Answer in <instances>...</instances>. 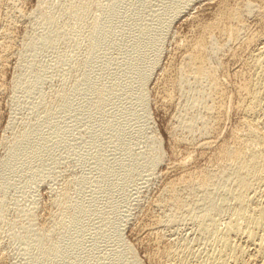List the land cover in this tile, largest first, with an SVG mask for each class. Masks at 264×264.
<instances>
[{
	"label": "rangeland",
	"instance_id": "1",
	"mask_svg": "<svg viewBox=\"0 0 264 264\" xmlns=\"http://www.w3.org/2000/svg\"><path fill=\"white\" fill-rule=\"evenodd\" d=\"M263 29L264 0H0V162L13 160L0 167V264H208L238 218L220 156L247 125L264 129V83L253 115L243 92L264 78ZM178 196L192 215L173 212Z\"/></svg>",
	"mask_w": 264,
	"mask_h": 264
},
{
	"label": "bare ground",
	"instance_id": "2",
	"mask_svg": "<svg viewBox=\"0 0 264 264\" xmlns=\"http://www.w3.org/2000/svg\"><path fill=\"white\" fill-rule=\"evenodd\" d=\"M247 4V3H246ZM250 3H248L249 5ZM187 5V4H186ZM185 5V6H186ZM184 6V8H185ZM255 8V7H254ZM186 9V8H185ZM252 13V12H251ZM232 17V15H231ZM236 18V17H235ZM224 19V18H223ZM228 19V18H227ZM213 26V25H212ZM242 27V26H241ZM210 28V27H209ZM211 29V28H210ZM209 29V30H210ZM213 29V28H212ZM211 29V30H212ZM239 29V28H238ZM210 30V31H211ZM264 30V29H263ZM208 31V30H207ZM206 31V32H207ZM213 31V30H212ZM214 31H216V28H214ZM213 31V32H214ZM220 32V31H219ZM208 33V32H207ZM212 33V32H211ZM201 34V33H200ZM222 34V33H220ZM106 36V35H105ZM103 37V36H102ZM106 38V37H104ZM210 38V37H209ZM233 38V37H232ZM251 38V37H250ZM258 38V37H257ZM103 38H101L102 40ZM207 39V38H206ZM105 40V39H103ZM208 40V39H207ZM206 40V41H207ZM217 41V40H216ZM202 43V41H201ZM252 44V43H251ZM199 45V44H198ZM202 47V46H201ZM200 49V48H199ZM264 49V48H263ZM261 49V50H263ZM192 51V50H190ZM195 51V50H194ZM199 52V51H198ZM156 53V52H155ZM188 53V52H187ZM264 53V50L263 52ZM191 54V53H190ZM213 54V53H212ZM196 55V54H195ZM256 55V54H255ZM188 56V55H186ZM200 56V55H199ZM198 56V57H199ZM194 57V55H193ZM192 57V59H193ZM196 58V57H195ZM261 58V57H260ZM198 59V58H197ZM195 59V60H197ZM253 59V58H252ZM257 59V58H256ZM201 60V59H200ZM255 60V59H254ZM153 61V60H152ZM151 61V62H152ZM257 61V60H256ZM261 61V60H260ZM263 61V60H262ZM150 62V63H151ZM192 62V61H191ZM193 62H197V61H193ZM155 63V61L152 62V64ZM200 63V62H199ZM196 63V65H194V71H193V75H195V78L196 80H203L204 78H206L209 74H208V71L204 68V64L203 62L202 65L201 63ZM193 65V64H192ZM253 65V64H252ZM262 65V64H261ZM191 67V66H190ZM250 67V66H249ZM151 69L146 68V71L143 72V74H148V72L150 71ZM192 71V70H191ZM259 73L261 70H257ZM250 72V71H249ZM257 72V74H259ZM263 72V71H261ZM103 74V73H102ZM191 74V72H190ZM255 74V75H257ZM264 74V73H263ZM181 76V75H180ZM252 77V76H251ZM256 77V76H255ZM262 77V78H261ZM261 77H258L254 80V81H251V82H247V84L245 85V87L243 88V92H245L246 94V97L248 98V101H249V104L248 106L245 108V111H246V114L248 116L250 115H253L255 114V112L257 111L258 107H259V104H260V101H259V92H258V89L260 87V85H263L264 83V78H263V75H261ZM253 79V78H252ZM87 80V78H86ZM141 84L143 86V82L145 81V79H142L141 78ZM186 81V80H185ZM84 82V81H83ZM199 82V81H197ZM145 83V82H144ZM200 83V82H199ZM88 85V84H87ZM212 87V86H211ZM243 87V86H242ZM262 88V87H261ZM98 89V88H97ZM104 89V88H103ZM219 89V88H218ZM106 89H104L105 91ZM143 90V89H141ZM144 91V90H143ZM107 92V91H106ZM106 92L104 93V95L106 94ZM141 92V91H140ZM222 93V92H221ZM98 95L99 96V99L97 100L98 102H100L99 104H101V102L104 100L103 97V90H100L98 89ZM141 94V93H140ZM107 95V94H106ZM105 95V96H106ZM111 95V94H110ZM143 95V93H142ZM225 96V95H224ZM245 96V95H244ZM139 97V96H138ZM169 97V96H168ZM216 97V96H215ZM244 98V97H243ZM140 102H143V96L140 95ZM193 99V98H192ZM218 99V98H217ZM245 99V98H244ZM243 99V100H244ZM196 100V99H195ZM194 99L191 100V106H193L194 104H197V102L195 101ZM262 100V99H261ZM66 101V100H65ZM139 102V101H138ZM200 102V101H199ZM242 102V100H241ZM103 103V102H102ZM190 103V102H189ZM188 103V104H189ZM202 105V104H201ZM190 107V106H189ZM245 107V106H244ZM194 108V106H193ZM209 108V107H208ZM244 110V109H243ZM201 111V110H200ZM262 111V110H261ZM98 113V111H96ZM244 113V112H243ZM257 113V112H256ZM186 114V113H185ZM48 115V114H47ZM246 115V116H247ZM201 119V118H200ZM264 119V118H263ZM98 120V119H97ZM182 120V118H181ZM43 121V120H42ZM99 121V120H98ZM249 121V120H248ZM102 122V121H101ZM183 122V121H182ZM40 123V122H39ZM185 123V122H184ZM187 123V121H186ZM247 123V122H246ZM249 123V122H248ZM252 123V122H251ZM44 124V123H43ZM104 123L102 122V124L100 125H103ZM107 124V123H106ZM36 125V124H35ZM187 126V129L188 127L190 128L192 125H191V122L190 124H185ZM246 125V124H245ZM246 127H248V134H246V139H243L241 140V138L239 140H237L236 143H234L235 145L233 146V148H230V149H227L225 151L222 152L221 156H220V159L221 160H225V163H226V166H223V163H222V173L219 172V178L218 180H221L223 181V184L221 187H223V185L225 184V180L223 178H226V177H230L231 181H232V185L234 186V189H232L234 192H235V202H237V206H238V209L237 207H235L234 209H237V212L236 214L238 213V218L234 221V222H231L228 224V228H227V232L225 235H223L221 237V241H220V245H221V251L210 257L209 258V263L208 264H241L240 260H242L243 258L241 256H243L244 254V249L242 250V248H240V246H234V245H231L230 243V239H233L234 236H238V235H243V245H246L247 246H251L253 247V252L250 253V256H249V262L247 263H244V264H264V204H262L260 206H254V207H249V200L247 198V193L252 190V189H255L253 188L255 185H258L261 187V189L263 188V198H264V129H261V127L259 128L258 125H247ZM264 128V126H262ZM33 128V127H32ZM246 129V128H245ZM210 131V130H209ZM247 131V130H246ZM29 132V131H27ZM51 132V131H50ZM54 132V131H53ZM34 133V132H33ZM32 133V134H33ZM39 133V132H38ZM36 133V134H38ZM245 133V131H244ZM243 133V134H244ZM27 134V133H25ZM29 134V133H28ZM27 134V135H28ZM31 134V133H30ZM31 134V136H32ZM35 134V133H34ZM53 135V134H52ZM37 136V135H36ZM35 136V137H36ZM46 136V135H45ZM235 136V135H234ZM23 137V135H22ZM28 137V136H27ZM25 137V141H26V138ZM34 137V136H32ZM30 137V139L32 138ZM38 137V136H37ZM54 137V136H53ZM236 138V137H235ZM234 138V139H235ZM23 139V138H22ZM22 139H19L20 141H22ZM33 139V138H32ZM36 139V138H35ZM19 141V142H20ZM30 141V140H29ZM33 141V140H32ZM35 141V140H34ZM188 141V140H187ZM18 142V143H19ZM27 142V141H26ZM24 142V143H26ZM37 142V141H36ZM44 142V141H43ZM17 143V144H18ZM22 143V142H21ZM23 143V145H24ZM29 142H27L26 145H28ZM16 144V146H17ZM20 144V143H19ZM31 144V143H30ZM56 144V143H55ZM203 144V143H202ZM206 144V143H205ZM233 144V142H232ZM21 145V144H20ZM22 145V146H23ZM24 145V146H26ZM32 145H35L33 144L32 142ZM38 145V144H37ZM36 145V146H37ZM41 145V144H40ZM16 146H15V149L14 150H17L16 149ZM23 146V147H24ZM206 146V145H205ZM21 147V146H20ZM19 147V148H20ZM22 147V148H23ZM41 147V146H40ZM232 147V146H231ZM22 148L20 150H22ZM35 148V147H34ZM38 148V146H37ZM52 148V147H51ZM227 148V147H226ZM224 149V148H223ZM13 150V151H14ZM19 150V149H18ZM30 150H31V147H30ZM28 151H29V148H28ZM30 152V151H29ZM36 152V151H35ZM10 153V152H9ZM33 153V152H32ZM17 154V153H16ZM220 154V153H219ZM11 155V153H10ZM13 155V154H12ZM15 155V154H14ZM31 155V154H30ZM22 156V154H21ZM8 157V155H7ZM16 157V155H15ZM20 157V156H19ZM11 158V157H9ZM13 158V157H12ZM16 159V158H15ZM127 159V158H126ZM218 160V159H217ZM10 159L8 160L7 159H4L2 160L1 159V162H0V167L3 168V167H6L7 164L9 163ZM12 163H13V160H11ZM10 161V162H11ZM18 162V161H16ZM20 162V161H19ZM26 162V161H25ZM224 162V161H223ZM23 164V163H22ZM16 165V164H15ZM32 165V164H31ZM117 165V164H116ZM130 165V164H129ZM9 166L10 163H9ZM105 166V165H104ZM118 166V165H117ZM124 166V165H123ZM18 167V166H17ZM113 167V166H112ZM207 167V166H206ZM219 167V166H218ZM8 168V167H6ZM117 168V167H116ZM110 169V168H109ZM108 170V169H107ZM114 170V168L112 169V171ZM2 171H4L2 169ZM8 171V170H7ZM13 171V170H12ZM17 171V170H16ZM193 171V170H192ZM220 171V170H219ZM217 173V172H216ZM3 174V173H2ZM103 174V173H102ZM182 174V173H181ZM103 176V175H102ZM124 176V175H123ZM218 176V174H217ZM215 175L214 174H211V175H202L200 181L198 184H200L199 187H202V190L203 188H207V190L210 188L209 186H212V181L214 179ZM216 178V177H215ZM218 178V177H217ZM194 179V178H193ZM1 180V179H0ZM107 180V179H106ZM216 180V179H214ZM183 182L189 184L187 186H190V182L192 181V179L188 177L187 180H182ZM196 181V180H195ZM228 181V179H227ZM1 182V181H0ZM3 182V180H2ZM11 182V181H10ZM193 182V181H192ZM191 182V183H192ZM214 182V181H213ZM194 183V182H193ZM230 183V182H228ZM2 184V183H1ZM103 184V183H102ZM177 184V183H176ZM10 185V184H9ZM185 185V184H184ZM183 185V186H184ZM228 185V184H226ZM230 185V186H232ZM169 186V185H168ZM185 188H188L186 186H184ZM209 187V188H208ZM225 187V186H224ZM223 187V188H224ZM190 188V187H189ZM188 188V190H190ZM191 188H192V185H191ZM227 188V186H226ZM231 188V187H229ZM225 189V188H224ZM259 189V188H258ZM184 190V189H183ZM187 190V189H186ZM187 190V191H188ZM193 190V189H192ZM231 190V191H232ZM256 190V189H255ZM172 191V190H171ZM186 191V192H187ZM176 192V191H175ZM173 192V193H175ZM191 192V190H190ZM228 192V191H227ZM226 192V193H227ZM171 193V192H170ZM252 193V192H251ZM189 194V193H187ZM225 194V193H224ZM179 195V193H178ZM190 195V194H189ZM210 195V194H209ZM230 195V194H229ZM174 196V195H173ZM262 196H259V197H262ZM176 197V196H174ZM179 197V196H178ZM177 197V198H178ZM234 197V196H233ZM258 197V196H257ZM256 197V198H257ZM169 198V197H168ZM177 198H173L174 199V204L177 206L175 211L173 212H178V210H183V208L187 205H184V201L182 200V198L180 199V197L177 199ZM251 198V197H250ZM180 199V200H179ZM187 199V198H186ZM210 199V198H209ZM212 199V197H211ZM216 199V198H215ZM222 199V198H221ZM201 200V199H200ZM213 200V199H212ZM233 200V201H234ZM183 201V203L181 202ZM196 201V200H195ZM214 201V200H213ZM222 201V200H221ZM264 201V200H263ZM169 202V200H168ZM171 202V201H170ZM209 202V201H208ZM186 203V202H185ZM191 203V202H190ZM190 203H188L190 205ZM203 203V202H202ZM216 203V202H215ZM214 203V204H215ZM257 203H260V202H257ZM172 204V203H171ZM170 204V205H171ZM173 204V205H174ZM213 204V205H214ZM155 205V204H154ZM193 207L195 206V204H192ZM212 205V202L211 204L208 206V208L206 209L205 213H204V216L201 220V218L199 219L201 222L200 224L202 225V227L208 225V223L211 221L210 219V214L213 212H215V209L214 208H217L216 206L213 207ZM188 207V205H187ZM192 207V206H191ZM192 207V208H193ZM189 208V207H188ZM187 208V209H188ZM189 210L191 212H188L187 213H190L192 215V209ZM170 209V208H169ZM186 209V208H185ZM186 209V210H187ZM185 210H183L184 212ZM234 211V210H233ZM82 212V211H81ZM213 212V214H214ZM217 212V211H216ZM215 212V213H216ZM179 213V212H178ZM176 213H174L173 215L174 216H178L177 214L175 215ZM182 214V213H181ZM194 214V213H193ZM235 214V215H236ZM180 215V213H179ZM203 215V214H202ZM73 216V215H72ZM182 216V215H181ZM108 217V216H107ZM179 217V216H178ZM177 217V218H178ZM188 217V215H187ZM110 218V217H109ZM176 218V219H177ZM89 219V218H88ZM105 219V218H104ZM103 219V220H104ZM72 221V220H71ZM76 221V220H75ZM84 221V220H83ZM81 222V221H80ZM109 223V222H108ZM173 223V222H172ZM86 224V223H85ZM214 224V223H213ZM123 225V224H122ZM200 225V226H201ZM222 225V224H221ZM209 226H211V223L209 224ZM208 227V226H207ZM206 229V227H204ZM203 228V229H204ZM209 228V227H208ZM218 228V227H217ZM71 229V228H70ZM204 229V230H205ZM210 229V228H209ZM221 229V228H220ZM224 232V231H223ZM66 234V233H65ZM64 234V235H65ZM224 234V233H222ZM73 235V234H72ZM209 235V234H208ZM219 236V235H218ZM233 236V237H232ZM65 237V236H64ZM237 238V237H236ZM74 239V238H73ZM216 239V238H215ZM35 240V239H34ZM63 240V239H62ZM72 240V239H71ZM73 241V240H72ZM241 242V241H240ZM33 243V242H32ZM66 243V242H65ZM242 243V242H241ZM34 244V243H33ZM35 245V244H34ZM241 245V244H240ZM45 246V245H44ZM51 246V247H50ZM49 248L48 246L45 248L44 250V254H43V257H44V260H46L47 258L49 257H45V256H50L52 255L54 252H57L58 248L57 247H54L52 245H50ZM58 246V245H57ZM67 246V245H66ZM72 246V245H71ZM74 246V245H73ZM175 246V245H174ZM244 248V246H243ZM249 248V247H248ZM71 249V248H70ZM116 250V249H115ZM188 250V249H187ZM249 250V249H248ZM61 251V250H60ZM63 251V250H62ZM83 251V250H82ZM34 252V251H33ZM190 252V251H189ZM62 253V252H61ZM65 254V253H64ZM79 254V253H78ZM252 254V255H251ZM45 255V256H44ZM55 255V254H54ZM52 255V256H54ZM74 255V254H73ZM208 255V254H207ZM211 255V254H210ZM248 255V254H247ZM246 255V256H247ZM35 256V255H33ZM39 256V255H38ZM56 256H57V253H56ZM62 256V255H61ZM172 256V255H171ZM170 256V257H171ZM245 256V257H246ZM66 257V256H65ZM117 257V256H116ZM169 257V256H168ZM173 257V256H172ZM171 257V258H172ZM248 257V256H247ZM36 258V257H35ZM46 258V259H45ZM60 258V257H59ZM78 258V257H77ZM242 258V259H241ZM179 259V257H178ZM196 260V259H195ZM244 260V259H243ZM188 261V260H187ZM200 262V261H199ZM33 263V262H32ZM43 263V262H42ZM58 264V263H57ZM60 264V263H59ZM179 264H187L186 260L185 259H180L179 261ZM189 264V263H188ZM198 264V263H197Z\"/></svg>",
	"mask_w": 264,
	"mask_h": 264
}]
</instances>
